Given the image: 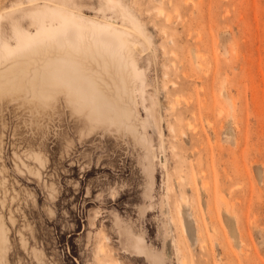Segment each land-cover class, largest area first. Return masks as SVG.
Instances as JSON below:
<instances>
[{"label": "rangeland", "instance_id": "rangeland-1", "mask_svg": "<svg viewBox=\"0 0 264 264\" xmlns=\"http://www.w3.org/2000/svg\"><path fill=\"white\" fill-rule=\"evenodd\" d=\"M52 8L81 44L6 55ZM64 62L133 117L89 132L64 93L31 90ZM0 82V264H154L134 235L163 264H264V0H0Z\"/></svg>", "mask_w": 264, "mask_h": 264}, {"label": "bare ground", "instance_id": "bare-ground-1", "mask_svg": "<svg viewBox=\"0 0 264 264\" xmlns=\"http://www.w3.org/2000/svg\"><path fill=\"white\" fill-rule=\"evenodd\" d=\"M33 15L36 18V22L38 23L40 28L34 34L28 29H23L18 25H15L14 33L17 45L14 47L11 44L7 43L5 45L6 55L14 54L17 51H25L29 48H35V46L44 41L46 38H62L61 36L63 34L67 35V38L74 46L78 45V43L81 44V42L83 41L82 39L84 38V33L82 29L84 28V26L82 25L83 28L81 27V23L78 22L73 13L65 12L62 9L55 10L54 8H52L46 9L43 12H36ZM46 17H49L51 20H58L59 26L53 29L50 28V26L46 24ZM92 31L94 34L99 35L104 43L114 48H117L119 46H129L128 35L116 28H99L97 26H94ZM57 35L59 37H54ZM133 68L135 71H138L136 66H134ZM25 75L26 73L24 72L22 76L25 77ZM35 77H40V82L35 83ZM34 79H31L34 83L32 82V85L30 86L35 87H33L31 90H33L34 92L38 90L37 92H40L39 95L42 96L44 101L55 100L59 94L64 93L69 105H71L75 111L86 116L89 124V132L97 129V127H102L108 130L112 129L113 127L119 129L126 124L127 120H130L131 117H133V113L130 109L122 107L120 106V104L115 106V104L112 102H106L103 98L102 93L96 90L89 82H87L85 78H83L82 75L79 74L77 67L71 65L70 63L64 62L62 64H59L55 68H51L48 71L43 72L42 75L36 72L34 75ZM21 81L22 80H20V82ZM18 84H22V82ZM223 94L225 93L223 92ZM143 128H147L145 122L143 123ZM181 207H183V204H181ZM183 223L186 232L193 239L196 235L194 219L186 215L183 218ZM131 246L134 255L143 256L144 254L148 253L155 257L156 261L154 262V264H163L160 256L149 247V244L142 236L134 235ZM6 250L7 244L4 227L1 226L0 255L4 254ZM102 264L109 263L105 262Z\"/></svg>", "mask_w": 264, "mask_h": 264}]
</instances>
